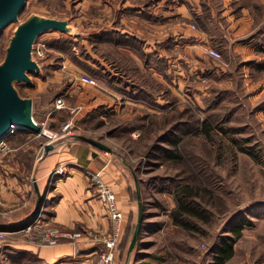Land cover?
<instances>
[{
	"label": "rangeland",
	"instance_id": "374dc122",
	"mask_svg": "<svg viewBox=\"0 0 264 264\" xmlns=\"http://www.w3.org/2000/svg\"><path fill=\"white\" fill-rule=\"evenodd\" d=\"M126 1L127 5L131 3L141 6L151 5L153 0H28L27 11L21 13V19L30 11L68 17L82 30L81 35L84 37L91 31L101 33L105 27L118 26L121 31L142 36L145 42L143 48L147 50L143 52L149 56L144 58L139 52L113 41H105L104 38L88 41L84 37L72 38L70 36L75 35L60 31H46L38 37L39 40L45 41L48 47L46 57L40 62L44 70L41 74H32L33 86L18 83V88L24 95L37 97L38 105L46 106L56 100L58 92L61 96L65 88L80 77L79 81L82 82H87L83 78L89 77L96 91L102 93V86L108 83L105 77L94 72L96 68L101 71V66L109 68L119 76L125 75L126 79L132 80L139 75L137 73L139 63L147 74L158 80V85L156 84L154 89H147L152 92H159L155 90L158 89L169 93L168 98L175 102L174 105L169 108H151L146 105L145 108L136 106L132 98L127 96L126 100V97L122 96L121 99H117L121 102L127 101L126 105L133 108L131 115L126 117L116 115L104 117L105 109L98 108L85 116L89 119L90 127L84 124L77 129L76 116L79 110L70 111V108L68 110V107H65L62 108L63 114L59 120L74 117L75 134L89 136L110 145L118 152L117 155L124 163L127 162L133 169L134 180L136 175L141 184L144 223L146 220L149 221L147 225L150 224V220H154V223L158 221L159 224L160 222L164 224L169 219L173 222L171 212L177 204L174 193L180 185L197 181L196 183L203 187L202 205L206 219L190 218L192 223L200 226V231L187 230L177 225L178 229L173 231L170 227L161 228L156 225L157 234L193 235L201 239L199 241L203 251L212 252L216 250L221 239L234 235L233 227L240 223L241 219L248 220V224L242 228L243 235L248 237L242 238V242L239 243V255L243 257L246 254L243 247L248 243L251 261L254 264H264V113L257 105L254 107L255 105H251L250 102L246 105L248 99L242 100L237 94L233 96L234 88L236 90L238 88L231 83V77L233 74L241 75L243 68L239 67L242 66L229 67L230 69L227 68L222 75L215 73L212 78L208 73V80L199 84L206 92L209 90V93L202 94L199 100L193 98L191 102L185 103L182 97L172 90L178 85V80L173 77L178 76L174 74V69L170 71L173 74L167 73L169 76L162 70L168 69L171 59L179 57L182 60L183 50H177L175 56L173 50L160 47L158 44L162 46L165 38L162 35H155V28L149 23L150 20L138 19L128 9L122 7ZM244 1L238 0L234 3L258 10L259 16L264 19V4L261 0ZM210 14L208 12V22ZM144 16L152 17V14L145 11ZM199 24L201 27L209 28L208 23ZM16 25L17 23L13 22L0 33V61L5 57L6 46ZM212 37L215 39L218 36L213 32ZM154 43L159 46V51H156ZM222 54L223 59L220 62L231 57L228 47ZM155 58H158V62ZM151 64L157 67L154 68ZM178 86L186 91L184 86L180 84ZM170 91L178 98L172 96ZM250 92L254 94L255 90ZM69 97L67 98L69 102L72 101L74 104L77 102L72 95ZM129 98L132 100H128ZM151 109H154L155 113L150 114ZM205 125L210 127V133L206 131ZM28 132L30 142L49 140L44 134L33 139L32 135L38 133ZM178 138L181 139L184 154L182 161L164 156V148L171 147V142ZM105 152L112 154L109 151ZM2 156L8 155H0ZM136 193L135 181L131 196L136 208L129 226V244L138 219L139 205L135 199ZM0 205H4L1 195ZM7 219L8 215L1 210L0 232L8 229V226L2 227ZM11 229L13 228H9ZM25 241H28L25 233L6 234L4 237L0 235V264H43L23 251L10 250L14 248L13 243H26Z\"/></svg>",
	"mask_w": 264,
	"mask_h": 264
},
{
	"label": "crops",
	"instance_id": "0c3cea01",
	"mask_svg": "<svg viewBox=\"0 0 264 264\" xmlns=\"http://www.w3.org/2000/svg\"><path fill=\"white\" fill-rule=\"evenodd\" d=\"M261 1L264 4V0ZM234 2L238 0H153L151 5L135 6L131 3L127 5L126 1L122 7L124 6L138 19L150 20L149 23L155 28V35H162L165 38L162 46L158 44L160 47L173 50L175 56L177 50H183L182 60L179 57L171 59L168 69L162 70L169 76L167 73H171L170 71L174 69V74L178 76L173 75V77L178 80V85L185 87L186 91L184 92L177 84L172 90L176 91L175 93L181 96L185 103L191 102L193 98L199 100L202 94H205L206 90L199 84L202 81L199 79L200 73L206 72L212 78L215 73L222 75L229 67L242 66L239 67L243 68L242 74L239 76L233 74L231 77V83L238 88V91L234 88L233 96L237 94V97L242 100L248 99L246 105L249 102L255 105L254 107L257 105L263 109L262 113H264V19L259 16L258 10ZM145 11H149L152 17H145ZM206 12L207 15L208 12L211 13L208 29H204L199 24ZM191 24H195L197 28H192ZM103 30L134 35L128 31H121L118 26L105 27ZM213 32L218 36L215 39L212 37ZM135 36L143 39L140 35L135 34ZM220 36L221 39H219ZM155 43L152 45L156 51H159V46ZM206 45H212L220 51L228 47L230 59L226 58L221 62L215 60L206 53ZM157 59L155 58L156 62H158ZM138 66L141 65L138 63ZM80 78L73 80L62 93L66 95V100L70 98L69 95H72L73 99L76 98L75 104L68 99L67 107L68 110L71 109L70 111L74 108H77L75 111L79 110L76 116L77 129L84 124L90 127L89 119L85 116L98 108L105 109L104 117L131 115L132 106H127V101L121 102L114 95V93L121 94L126 97V100L128 98L116 85L107 82L114 93L109 94L104 91L101 93L96 91L89 77L83 78L87 82L79 81ZM195 80L198 81L195 82ZM57 81L59 82V79ZM82 86L83 90H81ZM253 90L256 93L250 92ZM207 92L209 93V90ZM57 95L59 96V92ZM154 95L156 103L170 102V99L164 96V92L154 93ZM245 95L249 97L246 98ZM33 98L37 122L44 128L48 127L50 133L59 132L60 134L67 120H59L63 110L54 109L55 101L42 106L37 104V97ZM132 101L136 106L147 108L146 105H148L156 108L144 101L134 99ZM153 111L154 109H151L149 113H155ZM28 131L20 129L12 134L8 138V144L12 150L9 151L8 156L0 157V195L4 204L0 205V211L4 210L8 215L2 227L8 226V229H15L41 214L45 221L71 232H79L81 236L77 239H65L59 244L47 245L40 244L25 234L28 241L13 243L14 248L10 250L23 251L43 264H94L103 245L95 238L98 234L106 233L111 229V220L106 205L98 198L86 171L87 169L102 171L105 182L116 192L119 207L125 213V227L128 230L136 208L131 196L133 183L135 184L133 169L126 165L117 154H108L103 149L80 139L78 135L71 139L52 140L50 135L43 133L49 137V140L34 143L28 140L30 137ZM41 135L33 134L32 136L34 139ZM47 143L54 144V148L49 152L45 150ZM58 167H63L65 172L52 177V172ZM38 187L43 198L39 211L34 215ZM150 221L149 225H147L149 221L143 222L132 264H215L216 252L203 251L199 237L187 234L160 235L157 234L156 225L161 228L170 227L173 231L178 228L171 219L164 224ZM247 237V235L240 237L235 245L233 257L226 264H254L249 257L248 243H245L243 247L246 254L243 257L239 255V243L242 242V238ZM124 254L125 258L122 256L123 248L120 246L116 264H126L127 251Z\"/></svg>",
	"mask_w": 264,
	"mask_h": 264
},
{
	"label": "water",
	"instance_id": "95a60500",
	"mask_svg": "<svg viewBox=\"0 0 264 264\" xmlns=\"http://www.w3.org/2000/svg\"><path fill=\"white\" fill-rule=\"evenodd\" d=\"M27 2L28 0H0V33L11 23H17L6 46L5 57L0 61V139L8 135L14 127L38 134L44 133L45 128L35 119V99L32 96H24L17 86L18 83L33 86L32 74H41L43 71L41 63L33 54L38 37L44 32L52 30L75 36L83 33L68 17L63 18L30 11L24 19H21L20 15ZM78 137L105 151L118 154L113 147L101 140L82 134H79ZM53 148V143L45 145L46 152ZM135 181L139 211L137 224L127 250L126 264H132L144 222V201L141 184L136 175ZM37 192L38 198L34 215L39 211L43 198L39 187Z\"/></svg>",
	"mask_w": 264,
	"mask_h": 264
},
{
	"label": "trees",
	"instance_id": "16d2710c",
	"mask_svg": "<svg viewBox=\"0 0 264 264\" xmlns=\"http://www.w3.org/2000/svg\"><path fill=\"white\" fill-rule=\"evenodd\" d=\"M250 1V0H249ZM244 2H248V0H245ZM249 6V5H248ZM27 4L23 10H26ZM259 7V3H258ZM208 11V9H207ZM22 12V13H23ZM207 12L206 15L204 16V19L201 21V24L207 25ZM204 28V27H203ZM208 29V28H204ZM63 33V32H62ZM89 35L84 37L82 35L78 36H70L72 38H85L90 40H100L101 38H104L105 41L109 42H114L115 44L118 45H124L129 48H131L134 51H137L142 55L144 58L146 56L148 57V54L143 48L144 46V40L139 38L138 36L135 35H129V34H122L119 31H106L104 30L101 31H91L88 33ZM122 47V46H121ZM101 70H96L94 69V72L100 74V76L105 77L106 81L109 82L110 84H114L117 86V88L122 91L123 94L126 96L138 100V101H144L148 103L149 105H153L156 108H165V107H170L174 105L175 102L170 100L169 103L166 104H159L158 102L156 103L155 101V95L154 93H160L161 91L158 89H155L156 91L159 92H152L148 90L147 88H152L154 89V86H157L158 80L152 76L151 74H147L145 72V69L139 66V69L137 73L139 75H136V78H132V80L126 79L125 75L123 77L119 76L117 72H113L109 68L102 67ZM202 74H206V72H202ZM141 78V79H140ZM157 84V85H156ZM162 85V84H161ZM164 89V87H163ZM164 92V91H162ZM172 96L175 98L177 95H175L173 92ZM23 94V93H22ZM24 95V94H23ZM27 96V95H24ZM164 96H169V93L164 92ZM178 98V97H177ZM174 99V98H172ZM174 108V106L172 107ZM206 126V125H205ZM206 131L208 133L211 132V129L209 126H206ZM164 156L168 158H174V159H180L181 161L184 159V154L182 151V146H181V139L178 138L176 140H173L171 142V147L164 148ZM197 182V181H196ZM196 182H186L185 184L180 185L178 188L175 190V199H176V207L173 209L171 212V216L173 219V222L175 225L187 229V230H197L200 231V226L196 225L195 223H192L190 218L195 217L198 219H206L205 211L202 205V198L204 196V189L203 187L196 183ZM136 200H138L137 193H136ZM126 222V221H125ZM248 220L241 219V222L238 223L233 227L234 235H228L225 238L221 239L219 242L215 252V264H226L229 259H231L235 253V245L240 239V237L243 235L242 233V228L244 225L248 224ZM126 224V223H125ZM126 226V225H125ZM124 226V232H123V238L124 241L120 244V246L123 248V257L125 258V251H127L129 247V241H130V230L126 229ZM199 229V230H198ZM127 230V231H126Z\"/></svg>",
	"mask_w": 264,
	"mask_h": 264
},
{
	"label": "built area",
	"instance_id": "2783aa9c",
	"mask_svg": "<svg viewBox=\"0 0 264 264\" xmlns=\"http://www.w3.org/2000/svg\"><path fill=\"white\" fill-rule=\"evenodd\" d=\"M191 25L192 28H197L195 24ZM205 50L206 53L215 60L220 61L223 59L222 51L215 48L214 46L206 45ZM47 51L48 47L46 42L37 39L33 49L35 58L41 62V60L46 57ZM208 78L209 77L207 74H199V79L202 81H206ZM102 87L104 92L109 94L114 93L110 86L104 84ZM114 95L117 98H122L121 94L114 93ZM65 107H67L66 95L58 96L54 102V109H62ZM75 110L76 108L73 109V111ZM74 123L75 118H70L65 124H63L60 134L59 132H51L50 138L52 140H57L59 138L71 139L76 137L77 134L74 133ZM18 130L20 129L14 127L10 130L8 135L0 139V155L8 154L9 151L12 150L8 144V137L12 134H15ZM64 172L65 171L63 167H58L52 172V177L56 176V174H62ZM86 173L90 177L91 184L95 187L99 199L106 205L108 215L111 220V229L106 233L100 235L98 234L95 238L97 241L103 244L102 250L99 252L95 264H116L117 253L120 248L126 221L125 213L119 207L116 192L109 184L105 182L102 171L87 169ZM12 233H25L40 244L47 245L59 244L65 239H77L81 236L79 232H71L45 221L41 217V214H38L33 220L19 228L1 231L0 235L4 237V235Z\"/></svg>",
	"mask_w": 264,
	"mask_h": 264
},
{
	"label": "bare ground",
	"instance_id": "6f19581e",
	"mask_svg": "<svg viewBox=\"0 0 264 264\" xmlns=\"http://www.w3.org/2000/svg\"><path fill=\"white\" fill-rule=\"evenodd\" d=\"M43 124V123H42ZM44 134H46V135H50L51 133H50V131L48 130V129H44Z\"/></svg>",
	"mask_w": 264,
	"mask_h": 264
}]
</instances>
